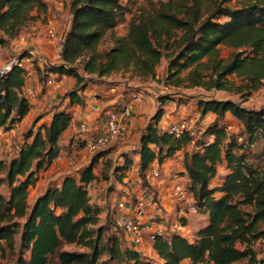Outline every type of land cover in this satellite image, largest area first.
Instances as JSON below:
<instances>
[{
	"label": "trees",
	"instance_id": "16d2710c",
	"mask_svg": "<svg viewBox=\"0 0 264 264\" xmlns=\"http://www.w3.org/2000/svg\"><path fill=\"white\" fill-rule=\"evenodd\" d=\"M70 2L60 61L33 63L41 82L50 72L75 78L65 95L70 107L54 109L48 122L26 132L14 156L0 158V187L9 189L7 197L0 192V250L5 248L1 242L14 247L18 235L29 255H20L15 264H51L56 259L60 264H105L107 259L121 264H264V107L242 104L264 84V0H159L152 11L142 9L132 18L126 35L117 33L129 10L122 0ZM47 9L46 0H0V46L34 21V12ZM223 45L231 49L227 57ZM163 57L166 84L225 90L240 99L201 98V114L216 117L193 137L187 131L175 136L160 126L169 99L157 97L160 107L146 123L137 150L142 187L156 200L149 183L152 163L162 164L193 144L183 159L187 187L197 211L207 212L209 221L192 239L174 232L156 235L157 258H151L125 245L119 208L115 217L107 215L101 222L103 209L92 202L88 188L98 179V162L105 163L102 176L112 172L116 182L128 185L131 155L124 153V160L115 163L114 146L92 150L87 164L49 183L32 202L29 190L39 172L69 148L62 139L73 121L71 106L84 103L82 93L90 80L127 71L155 79ZM28 78L18 65L0 75V128L10 130L30 113L32 101L24 90ZM227 112L239 120L238 131L228 128ZM88 136L78 138L81 146L86 147ZM223 164L226 172L213 184ZM70 244L83 249L64 248Z\"/></svg>",
	"mask_w": 264,
	"mask_h": 264
},
{
	"label": "crops",
	"instance_id": "0c3cea01",
	"mask_svg": "<svg viewBox=\"0 0 264 264\" xmlns=\"http://www.w3.org/2000/svg\"><path fill=\"white\" fill-rule=\"evenodd\" d=\"M57 4L61 5V1H57ZM70 21L71 11L65 31L68 30ZM49 27L55 29L57 38L56 36L49 37L47 35L46 31ZM64 29L65 24L63 27L58 25V20L54 16L49 18L48 24L42 25L38 28V38L54 39L49 43H46L45 41L43 42L44 44H41V53L43 56L40 54V51H38L37 47L33 46L38 51V56L41 59V61L39 60V63L41 65L43 64L42 62L44 61L43 58L45 56L51 57L55 52L60 56L59 51ZM61 79L64 86L61 90L57 91L47 86L45 81L41 82L39 75L34 71L27 79L24 90L27 93L30 88L38 92L40 90L50 89L52 93H56L57 99H60L62 93L73 87L76 82L75 78L72 76L63 75ZM109 82H111L110 79H106L105 81L101 80V78L90 80L82 93L84 103L71 106L73 111L72 125L76 122H85L90 129V133L79 134L71 125L62 139V144L70 143L69 148L62 149V153L56 158L48 170H59L61 176L64 173L70 172L68 168L66 169V164L72 157L75 161L77 160V162L81 164L80 166L87 164L90 160V158L87 160V155L90 153L92 156L94 151L81 146L78 142V138H83L84 136L96 132V128L101 124L100 116L106 111L108 112V110H113L115 108L110 107V104L115 102L118 104L120 101H124L122 106L119 105L117 107L118 110L120 109V120L126 127V137L124 138V141H117L112 145L114 146V151L111 155L114 154L113 159L115 163H121L124 160V153L130 154L134 159L132 168L128 172V176L125 178V181H127L129 185H125L123 189L124 193H126L125 195L128 197V211L136 220L146 222V224L149 225V229H154L155 227L169 228L178 218L184 217L186 219V231L188 232V236L192 239L194 233L208 223L209 214L207 212L191 210L188 200L179 201L175 197L174 185L177 181H182L188 186L190 182L183 164V159L185 152L191 150L193 144L177 151L174 156L166 159L162 164L158 162L152 163L149 172V183L155 190L156 201L160 209L158 211L155 209L156 204L149 205L148 207H139L138 199L142 188V180L139 176V156L137 150L146 123L160 107V102L157 98L159 92L156 87H146L140 91H126V87L122 83ZM41 98L42 96L38 97L37 104L40 103ZM128 105H132V107L127 109ZM65 106V104H62L60 105V108H64ZM44 108L45 107H42L40 110H43ZM163 109L164 114L160 121V126L162 128H167L171 123L184 118H194L198 122L199 127L205 129L206 125L216 117L213 112H208L207 114L202 115L199 110V101L192 103V100L184 102L179 99H169L163 105ZM226 121L229 123V129L234 128L235 125L233 123H236L238 127L241 126L239 120L231 112H227ZM66 150H70L71 155H66ZM102 159L103 158H101V160ZM225 172V164H223L217 177L213 180V184H219ZM191 196L193 199L192 194ZM149 213L155 215V222L149 220ZM124 243L125 245L138 250L142 255L157 258L154 241L150 237V233H146L144 239L140 243H135L132 234L125 232Z\"/></svg>",
	"mask_w": 264,
	"mask_h": 264
},
{
	"label": "rangeland",
	"instance_id": "374dc122",
	"mask_svg": "<svg viewBox=\"0 0 264 264\" xmlns=\"http://www.w3.org/2000/svg\"><path fill=\"white\" fill-rule=\"evenodd\" d=\"M48 3L47 11L34 12L37 13L38 16L34 21L29 22L26 26L22 27L13 37L10 38V41L4 45L0 46V67L8 62L13 56L22 54L24 52L27 53L30 46H36L38 51L41 53V44L46 41L49 43L54 39H40L38 38V28L40 26L48 24V20L50 17H56L58 20V25L63 27L65 24V29L63 31V35L66 32V26L69 22L70 15V0H46ZM57 1H61V5L57 4ZM124 3L128 4V12L124 19L119 23L117 27V33L120 35H126L128 32L129 24L132 18L140 13L142 9H146L148 11H152L154 4L159 0H122ZM235 2V1H233ZM57 38V36H56ZM110 44V43H107ZM106 45V44H105ZM103 45V46H105ZM231 49L225 45L222 46V55L227 57L230 53ZM40 55V56H41ZM43 65L46 63L55 64L60 61L59 56L55 52L51 57L45 56ZM37 65L40 64L39 61L36 62ZM167 67V59L165 57L162 58L161 63L156 68L157 76L155 79H140L138 76L134 75L131 71L120 72L117 74H113L108 77H102L101 80L105 81L106 79H110L109 83H122L126 87V91H140L143 88L151 87L157 88L159 95L167 96V99H179L182 101H190L192 103L195 101L201 100V98H205L208 96H215L217 98H233L239 100L240 97L238 94H234L225 90H206L202 87H189L186 84L181 86H176L173 84H166L164 82V75ZM97 78V77H96ZM94 78L93 80H95ZM66 91H64L56 102H54L51 106L46 107L43 110H38L31 107L30 113L16 126H14L10 130H5L0 128V158H5L6 160L10 159V157L14 156L19 146L23 143L25 139V134L30 129L35 130L42 122H48L51 118L52 111L59 107L61 104H69V98L65 96ZM68 98V99H65ZM67 100V101H66ZM124 102V101H123ZM122 101L118 104L112 103L110 107H115L114 109H118L117 106H122ZM195 104V103H194ZM193 104V105H194ZM243 105L247 107H264V84L263 86L253 91L252 94L247 98V100L242 102ZM109 107V108H110ZM113 109V110H114ZM234 128L230 129V131H238L239 127L236 123H233ZM89 129V128H88ZM98 131V127L96 128ZM90 131V129H89ZM87 131V133H90ZM91 135V134H89ZM117 141H124V139H119ZM116 142L107 144L101 148H108L115 144ZM90 150V149H89ZM92 151V150H91ZM114 154H112L113 156ZM130 155V154H128ZM90 153L87 155V160H89ZM75 162V163H74ZM73 163L67 161V167L70 172H76L77 168L80 167L81 164L75 161L73 158ZM105 168V163H97L96 164V172L98 173V179L93 181L89 186V193L91 196V200L94 204L102 207L101 213V222H105L107 215L109 217H115L117 214L119 202L122 200L128 201V197L124 193L125 185L121 183H116V179L113 176L112 172L107 175V177L102 176V171ZM38 179L33 186L30 187L29 190V202H32L35 197L43 191L49 183L58 182L61 179V174L59 170H45L40 171L38 174ZM129 185V184H128ZM0 192L6 197L9 195V189L6 184H3L0 187ZM123 198V199H121ZM2 246H4V250H0V264H15L18 257L23 255V257H28L29 252L22 249L19 244V237L16 235L15 245L14 247L8 246L5 242H1ZM65 249H76L82 250L83 247L70 244L65 245ZM102 259H107V256H103ZM51 264H60V262L56 259ZM105 264H121L116 260L107 259ZM123 264H129L127 262Z\"/></svg>",
	"mask_w": 264,
	"mask_h": 264
},
{
	"label": "built area",
	"instance_id": "2783aa9c",
	"mask_svg": "<svg viewBox=\"0 0 264 264\" xmlns=\"http://www.w3.org/2000/svg\"><path fill=\"white\" fill-rule=\"evenodd\" d=\"M49 37H55L56 31L53 27H49L46 31ZM34 59L37 61H41L38 56V51L35 47L30 46L27 53L24 52L22 54L13 56L8 62L3 64L0 67V75L8 72L14 65H18L20 67L25 68L28 77L34 72L33 63ZM45 84L52 89L61 90L64 86L62 79L55 74L54 72H50L45 79ZM27 95L32 101L33 108L40 110L42 107L51 106L54 102H56L57 96L56 93H52L50 89L35 91L30 88L27 91ZM39 96H42L40 103L37 104V99ZM132 105H128L127 109H130ZM44 108V109H45ZM100 126L98 127V132L95 135H89L85 138V145L90 150H97L107 144H110L118 139H122L126 137V127L120 120V114L117 110H109L101 119ZM72 125V124H71ZM72 127L77 132H85L88 130V125L85 122H76L73 123ZM168 131L175 136H180L185 131H187L191 136L197 137L199 134L203 132L204 129L199 127L198 122L194 118H184L182 120L171 123L167 127ZM199 148V146H196ZM70 163H73V157L70 158ZM157 174V172H156ZM175 197L179 201H189L190 208L193 211L197 210V207L192 199L191 193L187 187V185L182 181H177L174 185ZM156 204L155 209L158 211L160 208L157 204V201L154 199L153 193H151L148 189L141 188L140 195L138 199L139 207H148L149 205ZM119 210H120V220L121 224L124 226L128 233H131L133 236V240L135 243H140L146 233H150V237L153 239L156 235L160 234H168V233H181L188 235L186 231V224L183 220L178 218L169 228L155 227L154 229H149V225L146 222H141L136 220L134 217L130 215L128 211L127 201L122 200L119 202ZM156 214V212H155ZM149 220L155 222V215L149 213Z\"/></svg>",
	"mask_w": 264,
	"mask_h": 264
}]
</instances>
